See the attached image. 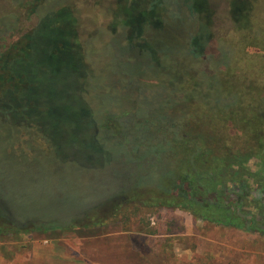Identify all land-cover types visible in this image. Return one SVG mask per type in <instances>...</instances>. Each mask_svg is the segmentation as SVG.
<instances>
[{"label": "rangeland", "instance_id": "rangeland-1", "mask_svg": "<svg viewBox=\"0 0 264 264\" xmlns=\"http://www.w3.org/2000/svg\"><path fill=\"white\" fill-rule=\"evenodd\" d=\"M198 2L0 0V46L10 45V56L40 22L31 55L37 106L0 107V214L8 206L19 222L72 225L0 238V264H109L114 239L137 254L117 253L121 263L264 264V237L137 205L138 193L173 179L168 162L188 154L180 142L192 138L196 155L208 157L215 138H231L217 128L236 98L220 95L208 75L224 60L217 49L235 42L225 38L234 26L221 22L222 9L209 16ZM55 44L75 62L66 63L72 72L47 62ZM16 81L5 88L24 87ZM244 168L249 182H264L254 161ZM262 188L251 196L264 200Z\"/></svg>", "mask_w": 264, "mask_h": 264}, {"label": "trees", "instance_id": "trees-1", "mask_svg": "<svg viewBox=\"0 0 264 264\" xmlns=\"http://www.w3.org/2000/svg\"><path fill=\"white\" fill-rule=\"evenodd\" d=\"M260 2L261 0H219V5L215 4L212 8L222 9L221 22L232 23L234 26L230 35L225 36L226 40L232 34L236 36L235 42L228 44L226 41V46L217 49L218 57H223L224 60L220 64L216 62L220 70L208 75L218 82L220 95H232L236 98V102L225 113L226 117L218 120L220 125L217 130L231 138H215L216 152H211L213 158L212 155H196L192 138H188L185 143L180 142L183 144L182 152L186 150L188 154L185 157L172 156L168 162L173 179L167 182L163 190L145 189L138 193V206L148 209H180L205 223L264 237V200L259 196H251L256 190L260 192L263 189L264 182H249L253 174L244 168L249 161L264 168V13L260 14L258 9ZM198 4L209 12L212 10L206 1L199 0ZM151 10L152 5L149 6V11ZM37 26L29 33L28 40L23 36L24 42L15 51L16 56H10V45L0 46L2 109L8 107L11 111H16L23 103L30 106L37 104V83L33 78L36 69L31 67L35 63L31 55L32 38ZM208 39L211 37L208 36ZM203 53L204 51L190 55L198 59ZM27 73L31 75L27 76ZM231 79L234 80L232 84L229 82ZM10 81H20L31 89L5 88ZM11 102L14 103L12 106ZM31 111L34 110H30V115ZM92 144L96 148V154H100V150ZM234 167L245 169V172L233 174ZM1 207L3 208L2 205ZM66 222L67 220L19 222L6 206L3 214H0V238L11 233L61 230L72 226ZM27 224H30L29 228H26Z\"/></svg>", "mask_w": 264, "mask_h": 264}, {"label": "flooded vegetation", "instance_id": "flooded-vegetation-1", "mask_svg": "<svg viewBox=\"0 0 264 264\" xmlns=\"http://www.w3.org/2000/svg\"><path fill=\"white\" fill-rule=\"evenodd\" d=\"M39 25V24H38ZM45 26H46V29H48L49 27H50V29L51 30H53V29H59L60 27L58 26V27H56V25H54L52 22H47V23H45L44 24ZM38 27V26H37ZM61 29V28H60ZM62 31H63V29H62ZM63 35H64V31H63ZM66 35V34H65ZM65 35H64V37H65ZM67 40L64 38V42H66ZM55 42V41H54ZM59 47H64V46H62L61 44H55L54 45V49H53V51L52 50H49L48 52H47V56H46V60H47V62L48 61H50V62H52V63H57L58 64V62H59V60H60V62L61 63H63L64 64V66H65V68L69 71V72H72L73 70H74V66L72 65L73 63H75L73 60H70V61H72V64L71 65H69V64H66V63H69L70 61L69 60H66V59H64V58H62L59 54H61L62 52L59 50ZM65 47H67V42H66V45H65ZM49 52H54V54H55V56H59L58 58H56V59H52L51 58V56H50V53ZM46 53V52H45ZM55 56H52V57H55ZM39 74H44L45 75V71H46V69L44 68V67H40L39 68ZM29 75H31V74H28L27 73V76H29ZM27 89L28 88V90H30L31 88H29L28 87V85H26V86H24L23 87V89ZM37 93H38V90H37ZM29 95V94H28ZM37 95V94H36ZM10 104H12V102L10 103ZM22 105H29L28 103L27 104H21V106ZM34 106H37V104H35ZM37 111V109H34V112H36ZM30 112V111H29ZM29 112L27 111V115H29ZM33 112V113H34ZM33 113H32V115H33ZM42 118H43V114H42ZM42 121H43V119H42ZM43 123H44V121H43Z\"/></svg>", "mask_w": 264, "mask_h": 264}, {"label": "crops", "instance_id": "crops-1", "mask_svg": "<svg viewBox=\"0 0 264 264\" xmlns=\"http://www.w3.org/2000/svg\"><path fill=\"white\" fill-rule=\"evenodd\" d=\"M126 240H123V239H118V240H108L107 243L106 241L104 243L107 244V248L109 250L110 248V253H111V256L108 257V260L110 261L109 264H141L139 261H141L140 259H137V263L136 262H129L128 260H124L122 261V263L120 262V256L117 255V253H120L123 255V258H125L127 255H137L135 252L132 251V249H130V247L128 246L127 243H123L125 242ZM121 243H123V245H121ZM107 250V251H108ZM134 254H132V252ZM145 264V263H144Z\"/></svg>", "mask_w": 264, "mask_h": 264}]
</instances>
